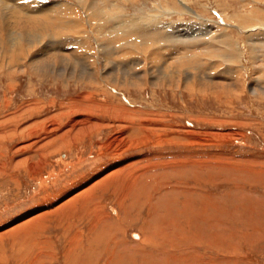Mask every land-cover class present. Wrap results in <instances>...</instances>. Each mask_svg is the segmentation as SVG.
I'll return each mask as SVG.
<instances>
[{
	"label": "rangeland",
	"instance_id": "374dc122",
	"mask_svg": "<svg viewBox=\"0 0 264 264\" xmlns=\"http://www.w3.org/2000/svg\"><path fill=\"white\" fill-rule=\"evenodd\" d=\"M25 1L0 0V264H40L34 256L39 252L42 264H71L69 246L79 236L81 244L91 237L96 214L107 216L92 229L97 245L113 239L135 245L152 227L167 235V246H148V253L121 264H264V0H183L190 12H181L176 0H87L95 18L76 0H29L43 7L36 13L20 9ZM64 3L82 26L62 36H80L85 48L67 42L57 49L64 37L56 38L46 14ZM120 8L131 18L149 14L165 25L177 23L175 31L183 35L188 23L200 25L196 16L211 34L227 24L240 65L220 66L211 54L209 72L167 68L189 50L166 53V64L155 60V47L144 46L148 41L123 38L115 24L105 30V21L119 19ZM96 10L108 12L109 20L96 17ZM17 43L23 57L9 52ZM166 76L174 88L161 86ZM189 76L194 81L185 83ZM129 173L138 176L139 186H149L119 206ZM162 183L168 192L151 195ZM168 246L174 252L167 253Z\"/></svg>",
	"mask_w": 264,
	"mask_h": 264
},
{
	"label": "bare ground",
	"instance_id": "6f19581e",
	"mask_svg": "<svg viewBox=\"0 0 264 264\" xmlns=\"http://www.w3.org/2000/svg\"><path fill=\"white\" fill-rule=\"evenodd\" d=\"M13 1H16V0H13ZM86 1L87 0H76V3L78 4V7L79 8H81L82 10L86 7V9H87V11H85V12H88V16L89 15H91L92 16V12L94 11L93 10V8L94 7H92V5H90L91 3H86ZM93 1H95V0H93ZM92 1V2H93ZM98 1V0H97ZM111 1L112 0H108L107 1V3L109 4H111ZM174 1V0H173ZM174 2H176V4L178 3L179 5H180V7H182L183 8V10H181V12H183V11H191L190 9H188L186 6H185V4L183 3V0H176V1H174ZM186 2L188 3V1L186 0ZM185 2V3H186ZM35 3V2H34ZM96 3V2H95ZM102 3H103V1H102ZM101 3V4H102ZM94 4V3H93ZM113 4V3H112ZM111 4V5H112ZM32 4L29 2V0H26L25 1V3L23 4V6L20 8V9H23V8H25V9H29V11L30 12H32V13H36V12H40V10L43 8H39L38 6H36V5H33V6H31ZM39 5H41V4H39ZM61 5V4H60ZM67 5H68V3H67ZM67 5H65V3L63 4V5H61V6H59V7H57V8H52L53 10H48L49 11V13L48 14H53L52 16H49L48 14H46V18H47V16L48 17H50V19H51V23L49 24H47V25H49L51 28L52 27H55V29L56 30H54L53 32L54 33H56L55 34V36H56V38L58 39V37L60 36H62V33H63V35L65 34V33H76L75 32V30H79V29H81V26L82 25H80L79 24V22H77V18L76 17H73V15L75 16L76 14H75V11H74V9H73V7H72V9L73 10H70L69 11V8L68 7H70V6H68L67 7ZM52 6V5H51ZM100 6V5H99ZM115 6V5H114ZM113 6V7H114ZM38 7V8H37ZM49 7H50V5H49ZM19 8V7H18ZM17 8V9H18ZM51 8V7H50ZM102 8V7H101ZM101 8H100V10H101ZM116 8V7H115ZM104 9V8H103ZM105 9H107V6H106V8ZM114 8H112V10H113ZM117 9V8H116ZM121 9V8H120ZM119 9V10H120ZM43 10V9H42ZM41 10V11H42ZM47 10V9H46ZM46 10H45V13H46ZM110 10V9H109ZM111 10V11H112ZM118 10V11H119ZM122 10V9H121ZM120 10V12H118V18L119 19H117L116 21H114V18H112L111 16H113V15H109V17H111L113 20L112 21H110L109 19H108V12H107V15H106V12H100L99 10H96V12H94V13H96L95 15H96V17H97V15H98V17H100L102 20L104 19H108L109 21H105V27H106V29L105 30H107L108 28H109V26L110 27H112L114 24L115 25H117V29H115V30H118V32H122V37L123 38H127V39H129V38H131V40H132V38H134V37H138V38H142L143 40H145L144 42H146V41H148V42H146L145 43V47H146V45H147V43H148V47H151V46H153V47H155L154 48V51L152 52V53H156L157 55H154V56H157V57H159V58H155V60L156 61H159V62H162L163 61V63H166V60H165V57L167 56L166 55V53H168V56H171V54L173 53H169V52H171V51H174V52H180L181 50L182 51H184V50H186V49H188L189 51H187L186 53H185V58L183 57V60H182V58L181 59H178L177 61H176V64H173V66H171V65H168V67L167 68H170V67H174V68H181V67H187L186 69L187 70H194L195 71V69H197L198 68V70H200L201 71V68H206V69H203V70H207V72H209L208 70L209 69H211L210 68V66H209V57H210V55L211 54H214V55H212L211 56V58H214V59H217L218 60V62H219V65L220 64H223V63H225L226 65H227V68H236L237 66H239L240 64V62L238 63V60H239V54H238V50H237V48L235 47L236 45H233L232 43H231V39H229V37H226V33H227V31H226V27L228 26L227 24H226V26H223V27H221V26H218V25H216V28H217V30L216 31H214V34H211V32H209L208 31V24H206V21H204V19L202 20L200 17H198V16H196L197 17V19L200 21V25L198 26L197 24H194V25H191V24H189L188 23V27H186L185 25H182V26H184V27H186L185 29H183L185 32H184V35L182 34V33H177L175 30H177V28L176 27H179V25L177 24V23H174V21H173V23L174 24H167V25H165V24H163V20L162 21H158L157 20V16H155V15H146V16H144L143 18H142V16H141V18H139V19H135V18H131V17H128V16H126L125 14H124V12H123V10L121 11ZM116 11V10H115ZM28 12V11H27ZM63 12H66V14H64ZM2 13H3V11H2ZM41 13H43V12H41ZM44 13V14H45ZM60 13H63V15L65 16V15H67L66 16V18H64V19H62V16H61V14ZM111 13V12H110ZM154 13V12H153ZM174 13H176V12H174ZM38 14H40V13H38ZM112 14V13H111ZM179 14V13H178ZM69 15H72V20L71 21H68L67 20V17L69 16ZM94 15V14H93ZM161 15V14H160ZM163 15V14H162ZM185 15V14H184ZM40 16H42V14H40ZM44 16V15H43ZM42 16V17H43ZM61 16V17H60ZM155 16V17H154ZM169 16V15H168ZM42 17H39V18H42ZM92 17H94L95 18V16H92ZM113 17H115V15L113 16ZM171 17V16H170ZM45 18V17H44ZM84 18V17H83ZM87 18H89V17H87ZM116 18H117V16H116ZM181 18V17H180ZM98 19V18H97ZM86 20V19H85ZM90 20V19H89ZM88 20V21H89ZM99 20V19H98ZM103 20V21H104ZM151 20V21H150ZM197 20V21H198ZM64 21V22H63ZM87 21V22H88ZM86 22V23H87ZM91 23H92V21H91ZM100 23H101V21H100ZM103 23V22H102ZM101 23V24H102ZM150 23V25H148ZM216 23V22H215ZM88 24H89V22H88ZM100 24V25H101ZM85 25V24H84ZM112 25V26H111ZM92 26V25H91ZM94 26V25H93ZM103 26V25H102ZM103 26V27H104ZM176 26V27H175ZM198 26V27H197ZM212 26H213V24H212ZM195 27H197V28H195ZM82 28H84V27H82ZM99 28V27H98ZM124 28H126V30L124 29ZM169 28H170V32H168L167 33V29H168V31H169ZM195 28V29H194ZM256 28V26H250L248 29H251V31L252 30H254ZM46 29H48V28H46ZM110 29V28H109ZM201 29H203V30H205V34H203V35H200V32H202V30ZM211 29V28H210ZM244 29V28H243ZM260 29H262V27H260V28H256V30H260ZM83 30V29H82ZM104 30V31H105ZM125 30V31H124ZM181 30V29H180ZM193 30V31H192ZM194 30H195V32H194ZM101 31V30H100ZM108 31V30H107ZM111 31H112V29H111ZM114 31V30H113ZM112 31V32H113ZM88 32H90V31H88ZM95 32V31H94ZM112 32H111V34H112ZM117 32V31H116ZM173 32V33H172ZM175 32H176V34H175ZM204 32V31H203ZM48 33V32H47ZM86 33V32H85ZM98 33V32H97ZM107 35H108V33L107 32H105ZM105 33H103V34H105ZM44 34V33H43ZM51 34V33H50ZM82 34V33H81ZM102 34V33H101ZM105 34V35H106ZM110 34V33H109ZM212 35V36H210V38H207L208 36L207 35ZM71 35V34H70ZM98 35H99V33H98ZM97 35V36H98ZM182 35V36H181ZM228 35V34H227ZM258 35V34H257ZM51 36V35H50ZM53 36V35H52ZM51 36V37H52ZM111 36V35H110ZM207 36V37H206ZM260 36V35H259ZM29 37H31V35L29 36ZM64 36H62V38H63ZM80 37V36H79ZM76 38V39H73V38H71L69 35L67 36V37H64V40H62V41H60V42H56L57 43V49H62L61 47H63L65 44H67V42H70V44H68V45H70V46H73V44L74 45H78V44H80V45H83V47H84V44H86V42L87 41H83V40H80V38ZM95 37V36H94ZM107 37H109V36H107ZM118 36H116L115 38H117ZM201 37H206V38H204V39H202ZM55 37L53 36V39H54ZM55 38V39H56ZM120 38V37H119ZM82 39H84V38H82ZM121 39V38H120ZM218 40V39H220L219 41H218V43L217 42H215L214 40ZM37 40V39H36ZM69 40V41H68ZM119 40V39H118ZM131 40H129V41H131ZM138 40H140V39H138ZM143 40H140V42L142 41V44H143ZM33 41V40H32ZM134 41V40H133ZM132 41V42H133ZM35 41H33V42H31L30 43V45L32 46V45H34L35 46V43H34ZM51 42V41H50ZM97 42V41H96ZM102 42V41H101ZM110 42V41H109ZM137 42V41H136ZM139 42V41H138ZM105 43V42H104ZM108 43V42H107ZM111 43H113V42H111ZM118 43V42H117ZM116 43V44H117ZM120 43V42H119ZM123 43H124V41H123ZM122 43V44H123ZM128 43H130V42H128ZM127 43V44H128ZM249 43V42H248ZM27 44V43H26ZM109 44V43H108ZM107 44V45H108ZM125 44V43H124ZM130 44H132V43H130ZM11 45V44H10ZM13 45V47H12V49L9 51V52H11V54L13 53V51L16 53V54H18V58L19 57H23V54H24V47L22 48V46L20 45V43H17V46H14V44H12ZM53 45H55V44H52V47H54ZM79 45V46H80ZM98 45H100V44H98ZM107 45H105V46H107ZM136 45V44H135ZM138 45H139V43H138ZM27 46V45H26ZM29 46V45H28ZM34 46H33V48H34ZM50 46V45H49ZM67 46V45H66ZM69 46V47H70ZM109 46V45H108ZM110 46H111V44H110ZM115 46V45H114ZM141 46V45H140ZM140 46L138 47L137 46V48L138 49H141L140 48ZM251 46H252V44H251ZM258 46V45H257ZM78 47V46H77ZM86 47V46H85ZM84 47V48H85ZM126 47V46H125ZM253 47V46H252ZM43 48V47H42ZM41 48V49H42ZM65 48V47H64ZM82 48V47H81ZM88 48V47H87ZM101 48V47H100ZM112 48V47H111ZM119 48V47H118ZM126 48H128V47H126ZM130 48V47H129ZM254 48V47H253ZM32 49V48H31ZM47 49V48H46ZM142 49H143V47H142ZM153 49V48H152ZM198 49V51L199 52H201L200 53V58H203V60L204 61H202V60H200V58H198L199 56H196L195 55V51L194 50H197ZM28 50V49H27ZM82 50V49H81ZM112 50V49H111ZM114 50V49H113ZM136 50V49H135ZM146 50V49H145ZM144 50V51H145ZM164 52V55H162L161 53H163L162 51ZM180 50V51H179ZM57 51L58 50H56V53H57ZM83 51H86V49L85 50H83ZM90 51V50H89ZM115 51V50H114ZM123 51V50H122ZM63 52V51H62ZM76 52V50L74 51V54H76L75 53ZM132 52V51H131ZM141 52H142V50H141ZM254 52V51H253ZM68 54H70V52H67ZM89 53V52H88ZM108 53V52H107ZM116 53H119V54H121V52H117V49H116ZM125 53H127V51L125 52ZM133 53H135V52H133ZM2 54V53H1ZM11 54H9V55H11ZM64 54V53H63ZM112 54V53H111ZM118 54V55H119ZM123 54V53H122ZM127 54H129V53H127ZM161 54V56H159ZM176 54V53H175ZM67 55V54H66ZM107 55V54H106ZM110 55V54H109ZM113 55V54H112ZM112 55H110V56H112ZM139 55V54H138ZM144 55V54H143ZM198 55V54H197ZM241 55V54H240ZM61 56V55H60ZM65 56V55H64ZM73 57V55H71L70 54V57ZM75 56V55H74ZM131 56V55H130ZM165 56V57H164ZM167 56V57H168ZM66 57V56H65ZM77 57V56H76ZM162 57V58H161ZM26 58V57H25ZM62 58V57H61ZM64 58V57H63ZM75 58V57H74ZM106 58H107V56H106ZM127 58V57H126ZM129 58V57H128ZM169 58H171V57H169ZM172 58H173V56H172ZM176 59H177V57H175ZM175 58H173V59H175ZM60 59V58H59ZM76 59V58H75ZM172 59V60H173ZM240 59H241V56H240ZM26 60V59H25ZM71 60V59H70ZM77 60V59H76ZM80 61L79 62H81V59H79ZM88 60V59H87ZM128 60V59H127ZM129 60H130V58H129ZM21 61V60H20ZM60 61V60H59ZM65 61H68V60H65ZM73 62H74V60H72ZM78 61V60H77ZM86 61V60H85ZM205 61H208V62H206L205 63ZM61 62H62V60H61ZM133 62V61H132ZM135 62V61H134ZM141 62V61H140ZM211 62V61H210ZM214 62V61H213ZM217 62V61H216ZM216 62L215 63H213L214 64V66L213 67H215V65H216ZM66 63H68V62H65L64 64H66ZM72 63V62H71ZM179 63V64H178ZM50 64V63H49ZM53 64V63H52ZM74 64H76V63H74ZM73 64V65H74ZM80 64V63H79ZM129 64V63H128ZM167 64V63H166ZM212 64V65H213ZM229 64H232L234 67H228V65ZM239 64V65H238ZM85 65V64H84ZM122 65V64H121ZM130 65V64H129ZM134 65V64H133ZM132 65V66H133ZM136 65V64H135ZM135 65H134V67H135ZM144 65V64H143ZM32 66H34V65H32ZM75 66V65H74ZM86 66V65H85ZM126 67H128V65H125ZM138 66V65H137ZM218 66V65H217ZM221 66V65H220ZM223 66V65H222ZM42 67V66H41ZM51 67V66H50ZM140 67V66H139ZM162 67V66H161ZM47 68V67H46ZM223 68V67H222ZM238 68V67H237ZM93 69V68H92ZM134 69V68H133ZM132 69V70H133ZM139 69V68H138ZM132 70H131V72H132ZM176 70V69H175ZM202 70V71H203ZM230 71H229V73H234V75H237L238 74V72L237 71H235V69H234V71L233 70H231V69H229ZM237 70V69H236ZM91 71V70H90ZM98 71V70H97ZM134 71V70H133ZM222 71H223V69H222ZM136 72V71H135ZM135 72H133V73H135ZM140 72H143V71H140ZM173 72V71H172ZM178 72H179V70H178ZM178 72H177V74H178ZM197 72V71H196ZM214 72V71H213ZM97 74H98V72H96ZM137 73H138V71H137ZM135 74V75H137V77H138V75H140L139 73L138 74ZM151 73V72H150ZM176 73V72H175ZM204 73H206V71H204ZM221 73V72H220ZM224 73H226V72H224ZM173 74L174 73H172V75L171 76H173ZM186 74V73H185ZM184 74V75H185ZM223 74V73H222ZM221 74V75H222ZM228 74V73H227ZM143 75L144 74H142V78L143 79H145V77H143ZM147 75V74H146ZM179 75V74H178ZM177 75V76H178ZM210 75V74H209ZM131 76H133V75H131ZM139 76V77H140ZM148 76V75H147ZM175 76V75H174ZM125 77V76H124ZM141 77H140V79H141ZM170 77V76H169ZM167 78V76H166V79L165 80H167V82L166 83H164V84H162L161 86H166V84L168 85L169 84V86L171 85V86H173V84H174V81H173V79H171V78ZM198 77V76H197ZM206 77H207V75H206ZM209 77V76H208ZM208 77L206 78V79H208ZM146 78H148V77H146ZM194 78H195V76H189V77H187L186 78V80H184L185 81V83H187L188 81L187 80H190L189 82H192V81H194ZM221 78V77H220ZM96 79H98V78H96ZM150 80V79H149ZM128 81V80H127ZM138 81V80H137ZM144 81V80H143ZM151 81H153V80H151ZM131 82V81H130ZM161 82V81H160ZM159 82V83H160ZM104 83V82H103ZM116 83V82H115ZM119 83V82H118ZM128 83V82H127ZM161 83H163V82H161ZM179 84L181 83V82H178ZM141 84H142V82H141ZM179 84H177L176 86V89H178L179 88V86H181V85H179ZM193 85H194V83H192ZM123 85V84H122ZM126 85V84H125ZM130 86L131 87H134V85H131L130 84ZM139 86V85H138ZM143 86H144V83H143ZM136 87V86H135ZM145 87V86H144ZM142 88V87H141ZM173 88H174V86H173ZM193 88H196L195 86L193 87ZM206 91V90H205ZM221 95V94H220ZM219 95V96H220ZM86 101H88V100H86ZM88 102H90V101H88ZM76 104V103H75ZM75 106V105H74ZM71 107V106H70ZM79 107V106H78ZM75 108V107H74ZM78 123V122H77ZM79 124V123H78ZM81 126V125H80ZM77 128H79V127H77ZM81 128V127H80ZM83 129V128H82ZM84 130V129H83ZM82 130V131H83ZM86 130V129H85ZM54 141V140H53ZM67 141V140H66ZM60 144H61V142H60ZM62 144H63V142H62ZM64 144H66V143H64ZM145 158V157H144ZM143 158V159H144ZM147 158V157H146ZM150 159V158H149ZM152 159V158H151ZM150 159V160H151ZM156 160H158V159H156ZM163 160V159H162ZM161 160V161H162ZM146 161V160H145ZM144 161V162H145ZM177 161V160H176ZM175 161V162H176ZM181 161V162H180ZM186 161V160H185ZM185 161H182V160H179V161H177V163H182V165L183 166H185L186 165V163H185ZM169 162V161H168ZM204 162H206V161H204ZM158 163V162H157ZM159 163H160V161H159ZM164 163H166L167 164V162H163V164ZM165 164V165H166ZM171 164H174V163H171ZM169 165H170V163H169ZM187 165H192L191 163L190 164H188V162H187ZM193 165H195V164H193ZM197 165H198V163H197ZM121 166H122V163H121V165H114V167L115 168H121ZM175 166V165H174ZM196 166V165H195ZM203 166V165H202ZM114 168V169H115ZM171 168V167H170ZM173 168V167H172ZM171 168V169H172ZM147 169V168H146ZM145 169V170H146ZM116 170V169H115ZM107 171V170H106ZM123 172H124V170H122ZM122 171H119L118 170V172H115V173H123ZM147 171V170H146ZM150 172V171H149ZM144 173V172H143ZM145 173H147V172H145ZM119 174V175H120ZM131 174L132 173H129L128 175H126L125 176V179H126V177L128 178L127 180H126V182H125V184H126V186H125V189H124V193H123V195H122V197H120V199H119V206H120V204L122 205V202L124 203L125 201V199L126 198H128V197H132V199H133V201H134V198L136 199V198H138V195H136V193L139 191V188L140 189H142V190H146V188H147V186H149L148 184H147V182L146 183H144V181H143V183L144 184H142V185H138V181H137V179H138V176H136L135 177V174L133 175V177L131 176ZM143 175V174H142ZM141 176V175H140ZM52 178V177H51ZM147 178V177H146ZM124 179V178H123ZM49 180V179H48ZM125 181V180H124ZM139 181H141V180H139ZM141 181V182H142ZM138 182V183H137ZM153 182V181H152ZM120 183V182H119ZM149 183V182H148ZM146 184V185H145ZM158 184V183H157ZM163 184V185H162ZM160 186H156V187H154L153 188V190H154V194H151V195H153V196H157V198L159 197V195L161 194V192L162 191H164V193L166 194L168 191L165 189V184L164 183H162ZM86 184H84V186H85ZM137 186H139V187H137ZM143 188H142V187ZM81 187L83 188V186L81 185ZM158 187H160V188H158ZM89 189H90V187L88 188V189H86V190H83V191H81V193L80 194H82L83 193V195L85 196V192H87V191H89ZM90 192H91V190H90ZM146 192V191H145ZM74 193V192H73ZM75 194H77V193H75ZM68 195H70V194H68ZM77 195H79V194H77ZM67 196V195H66ZM76 196V195H75ZM87 196V195H86ZM91 196V195H90ZM150 196V195H149ZM77 197V196H76ZM151 197V196H150ZM144 198H145V196H144ZM144 198H143V200H144ZM147 198H148V196H147ZM152 200H153V197L151 198ZM150 199V200H151ZM142 200V201H143ZM69 201V200H68ZM139 204V203H138ZM96 205V204H95ZM49 206H51V205H49ZM149 206H150V204H149ZM46 207V206H45ZM44 208V207H43ZM47 208H49V207H47ZM131 208V207H130ZM121 209V208H120ZM150 210H153V209H150ZM121 211H122V214H125V211H123L122 209H121ZM151 214H152V211L149 213V217L151 216ZM40 218V217H39ZM105 218H107V216L106 215H98V214H96L95 216H94V218H93V220L92 221H90V222H92L91 223V226H90V231H91V237H93L92 236V232H93V228L94 229H97V228H95L96 226H98L99 224H105L106 223V221H105ZM151 218V217H150ZM37 219H38V217H37ZM36 219V220H37ZM35 220V219H34ZM34 220H32V222L31 221H29V222H31V223H28L26 226H29V225H33V223L34 222H36V220L34 221ZM38 221V220H37ZM148 222H146V225H147V227H150L149 226V224H147ZM90 224V223H89ZM108 224V223H107ZM146 227V226H145ZM183 227H181V229H182ZM177 230H179V228H176ZM121 230V229H120ZM148 230H150V233L148 234L147 233V235L146 236H144L145 238L144 239H142L141 240V238L139 239L138 238V236H135V239H139V241H137V244H135V245H131V246H129V245H127L126 243H124L122 240L121 241H119V240H111L110 242H105V243H103L102 245H100V244H95L94 242H93V239L91 238V237H88V239H87V241L84 243V244H81V243H79V242H81V241H79L80 239V236H79V238H77L78 236H74V237H76L77 239H73L74 241L70 244V246H69V249H68V251L66 252V260L69 262L70 261V259L69 258H71V261H72V263L71 264H97V263H99L100 261H101V264H121V263H124V261H129L130 259H133V256L135 257V258H137L138 256H140V255H142V254H145V253H148V252H146L147 251V247L148 246H153L154 248H156V249H158V248H160V246H163V245H166L167 246V242H166V237H167V235H164V231L163 232H159V230L160 229H157V230H155L153 227L151 228V229H148ZM145 231H146V228H145ZM162 231V230H161ZM183 231L185 232V229H183ZM97 232V231H96ZM179 232V231H178ZM94 233V232H93ZM113 233V232H112ZM81 234V233H80ZM89 234V235H90ZM95 234V233H94ZM99 235V234H98ZM112 237H113V235H111ZM161 236H163L162 238H160ZM172 236L173 237H176V236H178V238H179V234L177 233V231H176V233L172 230ZM96 237V236H95ZM94 237V238H95ZM105 237V236H104ZM118 237V236H117ZM106 238V237H105ZM82 239V238H81ZM109 239V238H108ZM104 240H106V239H104ZM83 241V240H82ZM98 241V240H97ZM109 241V240H108ZM173 241H174V239L173 240H169L168 242H170V243H173ZM40 243V242H39ZM33 244H36L35 242L33 243ZM37 246H40V244H37ZM159 246V247H158ZM174 246V245H173ZM173 246H168V248L166 249V248H164V249H166L167 250V253H169V252H174V247ZM43 247H45V246H43ZM41 249V248H40ZM43 249V248H42ZM171 250V251H170ZM180 250V249H179ZM155 251V250H154ZM162 251V250H161ZM169 251V252H168ZM229 251V250H228ZM29 252V251H28ZM166 253V254H167ZM222 254H223V252H221ZM224 255H225V260H228L229 261V259H227L228 257H227V252H225L224 251ZM150 254V253H149ZM162 254V253H161ZM160 254V255H161ZM172 254H174V253H172ZM147 255V254H146ZM34 256H37L38 258H35V260L37 261V262H40V264H42L41 263V252H39L38 253V255H34ZM166 256V255H165ZM172 256V255H171ZM162 257V256H161ZM174 258H176L175 256H173ZM172 257V258H173ZM101 258V259H100ZM149 258V257H148ZM171 258V257H170ZM173 258V259H174ZM140 259V258H139ZM150 259V258H149ZM167 259H169V257L167 258ZM166 259V260H167ZM52 260V259H51ZM172 260V259H171ZM45 261V260H44ZM145 261V260H144ZM156 261V260H155ZM168 262H169V260H167ZM67 262V263H68ZM143 262V261H142ZM165 262V261H164ZM140 263V262H139ZM138 263V264H139ZM148 262H147V260L145 261V263L144 264H147ZM161 263V262H160ZM29 264H35L34 262H30ZM44 264V263H43ZM69 264V263H68ZM143 264V263H142ZM149 264V263H148ZM234 264H235V262H234Z\"/></svg>",
	"mask_w": 264,
	"mask_h": 264
}]
</instances>
